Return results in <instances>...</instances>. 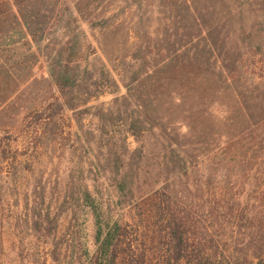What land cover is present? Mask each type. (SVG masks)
Masks as SVG:
<instances>
[{"label": "trees", "instance_id": "obj_1", "mask_svg": "<svg viewBox=\"0 0 264 264\" xmlns=\"http://www.w3.org/2000/svg\"><path fill=\"white\" fill-rule=\"evenodd\" d=\"M109 1L0 0V109L34 77L35 47L66 12L77 24L86 15L98 32V49L89 45L85 58L81 45H61L49 64L58 94L29 116L36 155L72 134L67 111H78V123L85 115L96 121L91 130L78 125L80 154L53 173L56 208L41 192L28 202L43 264H264V158L246 192L257 194L253 208L248 198L243 205L246 188L225 184L223 164L214 168L235 137L224 129L226 83L245 63L264 66V0H158L157 42L131 47L113 40L119 29L106 18ZM134 6L136 34L145 38L151 3ZM100 83L114 96L109 106L89 105ZM69 217L75 225L62 227Z\"/></svg>", "mask_w": 264, "mask_h": 264}, {"label": "rangeland", "instance_id": "obj_2", "mask_svg": "<svg viewBox=\"0 0 264 264\" xmlns=\"http://www.w3.org/2000/svg\"><path fill=\"white\" fill-rule=\"evenodd\" d=\"M147 1L151 3L150 7L154 14L149 20L152 22H147L145 29L148 30L147 27H149L152 33L145 38L141 37V39H138L136 34L137 12L134 0H110L108 2L106 18L112 17L118 22V34L113 39L118 47H131L135 42L144 41V45H154L155 41L157 42L158 32H155L156 27L153 24L157 19L154 6L158 4V0ZM65 2L67 6L73 7V0H65ZM64 7L67 11V7ZM83 16H85V20L83 19L84 21H79L77 24L75 18L78 15L73 12L70 15L66 12L64 21L59 22L46 33V39L41 45L35 47L38 63L35 67L34 77L0 109V264H43L44 250L36 244L27 228L25 213L28 202L31 203L36 198L38 199L41 192L46 202L44 205L50 204L56 208V200L53 195L57 189L52 181L53 173L58 167L64 168L66 161L72 159L73 155V158L77 159L80 154L81 150H79L75 135L79 130L78 125L85 124V129L91 130L89 127H92L91 124L96 122L85 115L84 123H81L82 121L78 123V119L81 117L78 111H67L64 123L71 126L70 129L67 127V130H71L72 134H67L62 144L59 142L53 145L50 150L39 149L37 155L32 148L35 142L29 133V116L32 115L31 112L35 108L45 106L52 97L58 94V85L51 76L49 68L55 54L61 45H66L68 40L70 45L82 46L83 50L79 53V58H85L88 52H93L88 50L89 45L98 49L96 43L98 32L89 27L86 15L83 14ZM79 24L81 28H79ZM125 52L127 54L128 51L124 50L123 53ZM255 60L258 58L255 57ZM263 74L264 66L260 60L251 66L245 63L242 72L231 77L226 83V89L221 96L227 100L231 110L227 113L229 121L224 129L228 135L235 136L233 143L236 142V144L234 145L231 140L226 145L225 151L222 152L224 154L221 159L223 163L216 162L214 166V168H219L223 164V170L227 175L225 184L235 185L234 190L239 187L246 188L243 205L246 204L245 200L248 198L252 208L259 199L255 192H252L250 198L248 195L246 196V192L248 190L250 192L256 185V178L261 168L260 158H264L262 135L258 129V124H261L259 126H262L264 130ZM97 90L100 95L91 98L89 105L105 104L109 106L114 96L108 85L100 83ZM120 91L125 92L123 86ZM237 102L243 109L242 113L236 111L240 109L232 105ZM214 127L217 128L216 125ZM128 143L131 149L138 146L134 137L130 135ZM232 144L233 146H231ZM243 159L245 163L242 162ZM57 162L60 164L57 165ZM248 162V167L251 168L247 173L249 175L241 177L247 170L245 164ZM84 219L85 216L81 211L78 212L76 222L81 223ZM70 222V217L65 218L62 227L66 228L68 224L75 225L76 223L75 220Z\"/></svg>", "mask_w": 264, "mask_h": 264}]
</instances>
